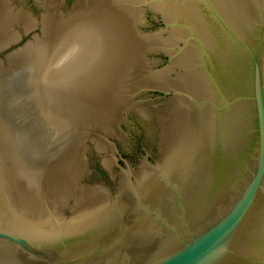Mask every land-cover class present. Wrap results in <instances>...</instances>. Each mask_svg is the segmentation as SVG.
<instances>
[{
  "label": "water",
  "instance_id": "water-1",
  "mask_svg": "<svg viewBox=\"0 0 264 264\" xmlns=\"http://www.w3.org/2000/svg\"><path fill=\"white\" fill-rule=\"evenodd\" d=\"M75 1L0 0V264H264V0Z\"/></svg>",
  "mask_w": 264,
  "mask_h": 264
},
{
  "label": "flooded vegetation",
  "instance_id": "flooded-vegetation-1",
  "mask_svg": "<svg viewBox=\"0 0 264 264\" xmlns=\"http://www.w3.org/2000/svg\"><path fill=\"white\" fill-rule=\"evenodd\" d=\"M77 1V0H76ZM76 1H75V3H76ZM74 3V4H75ZM153 12V11H152ZM159 14V13H158ZM152 18H153V22L155 23V26L157 25H159V27H158V29L161 27L160 25H162L163 26V24H162V21H161V18H159V16L157 15V14H153V16H152ZM158 57H160V56H158ZM161 57H162V55H161ZM154 94H157V93H154Z\"/></svg>",
  "mask_w": 264,
  "mask_h": 264
}]
</instances>
